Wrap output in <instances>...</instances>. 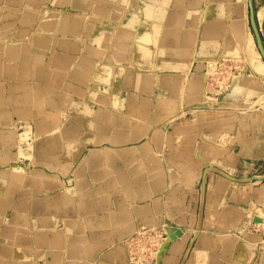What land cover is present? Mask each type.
<instances>
[{
  "label": "crops",
  "instance_id": "obj_1",
  "mask_svg": "<svg viewBox=\"0 0 264 264\" xmlns=\"http://www.w3.org/2000/svg\"><path fill=\"white\" fill-rule=\"evenodd\" d=\"M110 1L0 0V264H128L125 240L163 222L182 233L159 264H264L249 0ZM233 56L249 73L198 105L204 63Z\"/></svg>",
  "mask_w": 264,
  "mask_h": 264
},
{
  "label": "rangeland",
  "instance_id": "obj_2",
  "mask_svg": "<svg viewBox=\"0 0 264 264\" xmlns=\"http://www.w3.org/2000/svg\"><path fill=\"white\" fill-rule=\"evenodd\" d=\"M252 7H253V5H252ZM249 8H250V6H249ZM217 63H218V65H217ZM217 63L213 64L214 67L212 70L210 69L211 72H210L209 76H207L208 75L207 70H208V68H210V66H209L210 63L208 64V61H206L204 63V66H202L203 74L205 76L204 77V80H205L204 89H205V91L203 92L204 93L203 99L200 101H197L198 105L202 104L204 102V99L207 101L209 99L212 101H220L222 96H224L225 93L231 88L232 79L234 76L237 75V76L242 77L243 75H247V73H249L248 69H247V65L244 62V59L239 57V56H237V57H234V56L233 57H226L224 59H219ZM208 89H210V90H208ZM207 91H210V93H208ZM208 97H209V99H208ZM198 105L195 106V108H194L195 110L185 109L182 106V109H180L179 111L174 110L173 113L171 115H169L168 118L171 120L172 119L173 120L181 119V118L183 119V118H186L188 116V114L195 113V111L196 112L200 111L201 113H203L202 110H198V107H200ZM248 108H252L251 110L258 111L259 113L260 112L264 113V92L260 93L258 98L255 99L253 101V103H251ZM245 111H246V108L243 109V113H245ZM165 224H166L165 222L162 223V228L164 230H165ZM142 228H144V227H142ZM151 229H153V228H151ZM166 234H167V231H166ZM165 240H166V242H167V240H169L168 235L166 236Z\"/></svg>",
  "mask_w": 264,
  "mask_h": 264
},
{
  "label": "built area",
  "instance_id": "obj_3",
  "mask_svg": "<svg viewBox=\"0 0 264 264\" xmlns=\"http://www.w3.org/2000/svg\"><path fill=\"white\" fill-rule=\"evenodd\" d=\"M166 236L162 225L157 229L144 227L137 230L125 240L128 264H159Z\"/></svg>",
  "mask_w": 264,
  "mask_h": 264
},
{
  "label": "bare ground",
  "instance_id": "obj_4",
  "mask_svg": "<svg viewBox=\"0 0 264 264\" xmlns=\"http://www.w3.org/2000/svg\"><path fill=\"white\" fill-rule=\"evenodd\" d=\"M46 1H47V0H46ZM109 1H110V0H109ZM115 1H116V0H115ZM156 1H157V0H156ZM110 2H111V1H110ZM67 3H68V2H67ZM119 3H120V2H119ZM123 3H124V2H123ZM115 4H116V3H115ZM89 5H90V4H89ZM128 5H129V4H128ZM38 6H39V5H38ZM119 6H120V5H119ZM47 7H48V6H47ZM58 7H59V6H58ZM133 8H134V7H133ZM87 10H88V9H87ZM133 10H134V9H133ZM51 11H52V10H51ZM84 11H85V10H84ZM32 12H33V11H32ZM34 12H35V11H34ZM82 12H83V11H82ZM134 12H135V11H134ZM83 13H84V12H83ZM121 13H122V12H121ZM121 13H119V14H121ZM41 14H42V13H41ZM35 15H36V14H35ZM64 16H65V15H64ZM85 16H86V15H85ZM120 16H121V15H120ZM33 18H34V17H33ZM37 18H38V17H37ZM118 18H119V17H118ZM69 19H70V18H69ZM38 20H39V19H38ZM38 20H37V21H38ZM116 22H117V21H116ZM32 24H33V23H32ZM59 25H60V24H59ZM59 25H58V26H59ZM82 26H83V25H82ZM31 27H32V26H31ZM120 28H121V27H120ZM62 29H63V28H62ZM122 29H123V28H122ZM125 30H126V29H125ZM128 30H129V28H128ZM24 31H25V30H24ZM34 31H35V30H34ZM115 31H116V30H115ZM126 31H127V30H126ZM126 31H125V32H126ZM32 32H33V31H32ZM36 32H37V31H36ZM36 32H35V33H36ZM98 32H99V30H98ZM98 32H97V33H98ZM100 32H101V31H100ZM118 32H119V30H118ZM43 33H44V32H43ZM120 33H121V31H120ZM15 34H16V33H15ZM37 34H38V33H37ZM32 35H33V34H32ZM32 35H31V36H32ZM91 35H92V34H91ZM91 35H89V36H91ZM11 36H12V35H11ZM23 36H24V35H23ZM42 36H43V35H42ZM96 36H97V35H96ZM111 37H112V36H111ZM31 38H32V37H31ZM31 38H30V39H31ZM89 38H90V37H89ZM101 38H102V36H101ZM160 39H161V38H160ZM18 40H19V39H18ZM93 40H94V39H93ZM118 40H119V39H118ZM157 40H158V39H157ZM64 41H65V40H64ZM101 41H104V40H101ZM29 42H30V41H29ZM57 42H58V41H57ZM60 42H62V41H60ZM65 42H66V41H65ZM111 42H112V41H111ZM21 43H22V42H21ZM62 43H63V42H62ZM109 43H110V42H109ZM112 43H113V42H112ZM119 43H121V42H119ZM35 44H36V43H35ZM55 44H56V43H55ZM80 44H81V43H80ZM94 44H95V42H94ZM99 44H101V43L99 42ZM154 44H155V43H154ZM160 44H161V43H160ZM21 45H24V44H21ZM62 45H63V44H62ZM62 45H61V46H62ZM161 45H162V44H161ZM29 46H30V43H29ZM55 46H56V45H55ZM98 46H99V45H98ZM27 47H28V46H27ZM30 47H31V46H30ZM71 47H72V46H71ZM138 47H139V46H138ZM42 48H43V47H42ZM26 49H27V48H26ZM69 49H70V48H69ZM82 49H83V48H82ZM123 49H124V48H123ZM162 49H163V48H162ZM27 50H28V49H27ZM24 51H25V50H24ZM70 51H71V50H70ZM70 51H69V52H70ZM139 51H140V50H139ZM71 54H72V53H71ZM74 54H75V53H74ZM0 55H1V54H0ZM72 55H73V54H72ZM114 56H116V55H114ZM84 57H85V56H84ZM241 57H242V56H241ZM73 59H74V57H73ZM73 59H72V60H73ZM220 59H221V58H220ZM233 59H234V58H233ZM237 59H238V58H237ZM227 60H228V59H227ZM245 60H246V59H245ZM65 61H66V60H65ZM90 61H92V60H90ZM217 61H218V59H216V60L213 59V60L208 61V64L210 63V65H209L210 68H208V70H207V74H208V76L210 75V72H211L210 69H211V70L213 69V67H214L213 64H216ZM232 61H233V60H232ZM27 62H28V61H27ZM71 62H72V61H71ZM79 62H80V61H79ZM234 62H235V61H234ZM81 63H82V62H81ZM229 63H230V62H229ZM72 64H73V63H72ZM200 64H201V63H200ZM217 65H218V63H217ZM90 66H91V65H90ZM123 69H124V68H123ZM16 70H18V69H16ZM75 70H76V69H75ZM94 71H95V70H94ZM79 72H80V71H79ZM83 72H84V71H82V73H83ZM124 72H125V71H124ZM216 72H217V71H216ZM11 73H12V72H11ZM108 73H109V71H108ZM108 73H107V74H108ZM121 73H122V72H121ZM130 73H131V72H130ZM91 74H92V73H91ZM94 74H95V73H94ZM94 74H93V76H94ZM1 75H2V74H1ZM1 75H0V76H1ZM102 75H103V74H102ZM120 75H121V74H120ZM103 76H104V75H103ZM106 76H107V75H106ZM216 76H217V75H216ZM187 77H188V76H187ZM242 77H243V76H242ZM104 78H105V77H104ZM239 78H240V76H237V75L234 76L233 79H232V84L235 83ZM185 79H186V78H185ZM230 79H231V78H230ZM131 80H132V79H131ZM142 80H143V79H142ZM147 80H148V79H147ZM171 80H172V79H171ZM181 80H182V79H181ZM220 81H221V80H220ZM119 82H120V81H119ZM121 82H122V81H121ZM191 82H192V81H191ZM204 82H205V80H204ZM217 83H218V82H217ZM183 84H184V83H183ZM203 87H204V86H203ZM206 87H207V86H206ZM182 88H183V87H182ZM190 88H191V87H190ZM190 88H189V89H190ZM189 89H188V90H189ZM203 89H204V88H203ZM109 90H110V89H109ZM232 90H233V89H232ZM204 91H205V89H204ZM217 91H218V90H217ZM203 94H204V93H203ZM105 95H106V94H105ZM204 96H205V95H204ZM116 98H117V97H116ZM50 99H51V98H50ZM101 100H104V99H101ZM158 100H159V99H158ZM32 102H33V101H32ZM156 104H158V103H156ZM151 105H152V104H151ZM32 106H34V105H32ZM154 106H155V105H154ZM37 107H38V106H37ZM40 107H41V106H40ZM32 108H33V107H32ZM12 109H13V108H12ZM26 109H27V108H26ZM1 110H2V109H1ZM144 110H145V109H144ZM27 111H28V110H27ZM31 113H32V112H31ZM10 115H11V114H10ZM11 119H12V118H11ZM94 120H95V119H94ZM0 126H2V125H0ZM64 128H65V127H64ZM67 129H68V128H67ZM63 130H64V129H63ZM67 131H68V130H67ZM63 132H64V131H63ZM63 134H64V133H63ZM97 134H99V133H97ZM4 135H5V134H4ZM8 135H9V134H8ZM119 137H120V136H119ZM96 138H97V137H96ZM4 139H5V138H4ZM90 139H91V138H90ZM103 139H104V138H103ZM118 139H119V138H118ZM2 143H3V142H2ZM110 144H111V143H110ZM45 148H46V147H45ZM89 155H90V154H89ZM70 157H71V156H70ZM75 157H77V156H75ZM105 158H106V157H105ZM113 160H114V159H113ZM107 161H108V160H107ZM103 162H104V161H103ZM103 164H104V163H103ZM98 165H99V164H98ZM116 166H117V165H116ZM214 169H215V168H214ZM1 173H2V171H1ZM84 173H85V172H84ZM99 174H100V173H99ZM117 174H118V173H117ZM225 176H226V175H225ZM101 177H102V176H101ZM257 177H258V176H257ZM89 178H90V177H89ZM103 178H104V177H103ZM115 178H116V177H115ZM117 179H119V178H117ZM120 179H121V178H120ZM120 179H119V180H120ZM151 180H152V179H151ZM100 181H101V179H100ZM72 182H73V181H72ZM82 182H83V181H82ZM124 182H125V181H124ZM124 182H123V183H124ZM150 183H151V182H150ZM138 186H139V185H138ZM152 187H153V186H151V188H152ZM153 188H154V187H153ZM153 188H152V189H153ZM125 190H126V189H125ZM130 190H131V189H130ZM138 190H139V189H138ZM126 191H128V188H127ZM139 191H140V190H139ZM152 192H153V191H152ZM78 194H79V193H78ZM97 195H98V194H97ZM133 195H134V194H133ZM133 195H132V196H133ZM133 197H134V196H133ZM104 200H106V199L104 198ZM105 202H106V201H105ZM142 216H143V215H142ZM261 222H262V221H261ZM24 223H25V222H24ZM15 227H16V225H15ZM26 227H27V226H26ZM154 227H155V226H154ZM170 227H171V225H169L168 223L165 224V230H166V231H168V229H169ZM15 230H16V229H15ZM175 230H176V229H175ZM178 231H179V230H178ZM31 233H32V232H31ZM55 233H56V232H55ZM180 233H182V232H180ZM58 235H59V233H57V236H58ZM128 235H129V234H128ZM128 235H127V236H128ZM3 237H4V236H3ZM168 237L171 238L169 235H168ZM15 238H16V237H15ZM15 238H14V239H15ZM85 240H86V239H85ZM1 241H2V240H1ZM18 241H19V240H18ZM57 241H58V240H57ZM82 241H83V240H82ZM10 242H11V241H10ZM79 242H80V241H79ZM58 243H59V242H58ZM58 243H57V244H58ZM19 244H20V243H19ZM57 244H56V245H57ZM170 244H171V243H170ZM8 245H10V244H8ZM20 245H21V244H20ZM48 245H49V244H48ZM48 245H47V246H48ZM56 245H55V246H56ZM58 245H59V244H58ZM67 245H68V243H67ZM75 245H76V244H75ZM64 246H65V245H64ZM42 247H43V246H42ZM58 247H59V246H58ZM60 248H61V247H60ZM68 248H69V247H68ZM84 248H85V247H84ZM17 249H18V248H17ZM48 249H49V248H48ZM52 249H53V248H52ZM57 249H58V248H57ZM63 249H64V248H63ZM71 249H72V248H71ZM85 250H86V249H85ZM162 250H163V249H162ZM13 251H15V250H13ZM23 251H24V250H23ZM62 251H63V250H62ZM82 251H83V250H82ZM77 253H78V252H77ZM86 253H87V252H86ZM0 254H1V253H0ZM44 254H45V253H44ZM47 254H49V253H47ZM50 254H51V252H50ZM83 254H84V253H83ZM14 255H16V254L14 253ZM51 258H52V257H51ZM76 258H78V257H76ZM54 260H55V259H54ZM69 260H70V259H69ZM159 260H160V259H159ZM62 261H63V260H62ZM72 261H74V260H72ZM48 262H49V261H48ZM52 262H53V261H52ZM74 262H75V261H74ZM65 263H66V262H65ZM51 264H52V263H51Z\"/></svg>",
  "mask_w": 264,
  "mask_h": 264
},
{
  "label": "water",
  "instance_id": "obj_5",
  "mask_svg": "<svg viewBox=\"0 0 264 264\" xmlns=\"http://www.w3.org/2000/svg\"><path fill=\"white\" fill-rule=\"evenodd\" d=\"M249 6H250L251 24H252V27H253V30H254V33H255L259 48H260V52L262 53V55L264 57V50H263V47H262L261 39H260V36H259L258 32L256 31L255 24H254V12H253V7H252L251 0H249ZM172 229H173V227H170L168 229V231H167V235H169L170 237L174 238L176 235L180 234V231H176V230L172 233Z\"/></svg>",
  "mask_w": 264,
  "mask_h": 264
}]
</instances>
